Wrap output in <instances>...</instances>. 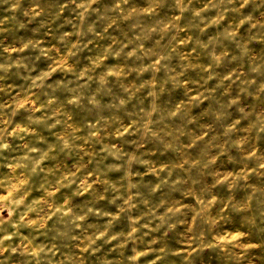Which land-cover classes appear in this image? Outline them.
I'll list each match as a JSON object with an SVG mask.
<instances>
[{
	"label": "clouds",
	"instance_id": "1",
	"mask_svg": "<svg viewBox=\"0 0 264 264\" xmlns=\"http://www.w3.org/2000/svg\"><path fill=\"white\" fill-rule=\"evenodd\" d=\"M0 7V264H245L264 241V0Z\"/></svg>",
	"mask_w": 264,
	"mask_h": 264
},
{
	"label": "rangeland",
	"instance_id": "2",
	"mask_svg": "<svg viewBox=\"0 0 264 264\" xmlns=\"http://www.w3.org/2000/svg\"><path fill=\"white\" fill-rule=\"evenodd\" d=\"M8 13L5 11V9L3 7H0V19H3L5 16H7ZM30 27H34V25H30ZM22 35H29L30 33H21ZM55 43V41H51L49 40L46 46H51V44ZM98 47H105L107 46L105 42H100L98 45ZM199 63L203 64L204 58L202 56H197L195 58ZM108 63H111V61L109 60ZM188 81L190 86L194 87L197 83L198 80L195 77V72L193 70V74L188 76ZM13 82H15L17 85H20L22 83V81L17 80L15 77H12L11 79H9L7 81L8 84H12ZM180 95L179 92H177L176 90H169L168 93H166L167 95ZM12 95H15V92L12 93ZM36 99H40L39 97H36ZM182 102V101H181ZM207 103V102H206ZM207 113H201L199 116H197L198 119H204ZM19 117H17V120L19 121ZM83 118H81L82 120ZM80 121L78 120V123ZM259 146V145H258ZM264 150V149H262ZM49 162H45V164L47 165ZM67 169V165L64 166ZM222 171L227 174V173H235L240 171L239 168H234L232 166H225L222 168ZM49 179H53V177H49ZM94 179V177H93ZM221 179L223 180V176L221 177ZM250 179H252L250 177ZM255 183L252 185V187H255ZM75 186H73L74 188ZM214 190V189H213ZM67 191L66 189H61V192ZM34 195L39 198L43 195L42 192L37 191L34 193ZM219 198V197H218ZM29 199H32V196L29 197ZM73 199L76 201L77 204L80 203L78 198L73 197ZM189 198L187 196H185V200H188ZM227 210H221V213L226 212ZM6 215V213H5ZM227 228H229L230 230H235V229H242L244 227V224L239 221V220H234V222L230 225H226ZM125 225L123 224V222H118L117 224L113 225V230L114 231H122L124 230ZM181 231L187 233V238L182 242L177 244L175 240H170L169 241V247H171L174 251L179 252L181 254V257L186 256L188 251H191V249L189 248V241L193 240L195 237L192 235V231H191V222L189 224V227H184L181 226ZM25 236H28L29 233L27 231H25L23 233ZM252 242L257 243L260 245V247L257 248H252L248 250L249 256L246 257L245 259V264H247V260L251 259L255 261V264H264V241L261 240L260 236L253 234L252 237ZM47 242L46 237H44L43 235H41L37 240L36 243L37 244H41V243H45ZM14 243L18 244L19 243V239L17 238L16 240H14ZM116 242L113 241V244H115ZM109 246H105L104 251L107 252ZM112 256H115L116 253H111ZM4 257L8 258V264H23V257H21L18 253L17 254H9V253H5ZM174 259H176L177 264H183V261L180 259V257H174ZM91 264V262H90ZM192 264H229V262L225 259V257L220 253V251L218 249H204L202 252H193L192 253Z\"/></svg>",
	"mask_w": 264,
	"mask_h": 264
}]
</instances>
